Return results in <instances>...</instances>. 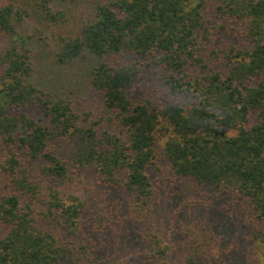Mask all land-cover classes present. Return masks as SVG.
I'll use <instances>...</instances> for the list:
<instances>
[{"label":"trees","instance_id":"1","mask_svg":"<svg viewBox=\"0 0 264 264\" xmlns=\"http://www.w3.org/2000/svg\"><path fill=\"white\" fill-rule=\"evenodd\" d=\"M60 1L0 0V33L13 37L0 52V171L9 188L0 195L7 228L0 264H86L94 242L71 238L82 232L87 203L67 186L92 174L106 189L149 199L148 169L162 157L181 180L229 195L264 219V0H106L77 30L54 32L56 64L99 59L89 83L103 95L112 125L103 129L69 94L34 81L37 52L18 25L62 23ZM221 34L238 42L217 47ZM122 54L148 62L107 63ZM210 60L216 65L207 69ZM153 64L167 71L168 98L159 107L135 96ZM162 121L171 133L159 152ZM65 140L75 146L62 158L53 145Z\"/></svg>","mask_w":264,"mask_h":264},{"label":"rangeland","instance_id":"2","mask_svg":"<svg viewBox=\"0 0 264 264\" xmlns=\"http://www.w3.org/2000/svg\"><path fill=\"white\" fill-rule=\"evenodd\" d=\"M101 1L106 0H61L58 8L64 11L62 23L26 19L18 25V31L29 37L31 47L37 52L34 81L46 89L69 94L76 110L84 118L88 116L86 121L100 122L103 129L112 127L103 109V95L89 83L91 70L99 59L85 54L74 63L58 65L52 58L53 47H56L53 33L77 30ZM209 3L211 6V1ZM211 15L212 12L209 17ZM12 39L11 35L0 33V52ZM237 42L235 37L221 34L217 35L215 46ZM107 59L110 65L148 62L132 54ZM214 62L210 60L207 69L216 65ZM221 64L219 68L226 67L225 61ZM166 74L167 71L153 64L140 80L136 99L149 96L161 106L168 98ZM179 100L186 97L182 94ZM26 111L35 115L41 113L40 108ZM251 117V122H255L257 111ZM167 126V122L162 121L156 133L159 152L171 133ZM74 146L65 140L55 142L53 149L66 158ZM2 158L0 155V162ZM30 166L32 170L35 167ZM148 173L153 192L149 199L139 201L122 191L104 188L92 174L77 175L76 181L67 186V191L83 196L87 203L82 232L71 238L77 245H87L90 239L94 242L93 246L88 245L91 258L86 264L114 261L123 264H264V219H258L250 207L240 205L229 195H219L209 187L196 185L192 180H181L163 157ZM8 189L6 175L0 171V195ZM45 224L52 226L46 221ZM100 224L107 226L101 233ZM6 232L7 228L0 225V239Z\"/></svg>","mask_w":264,"mask_h":264}]
</instances>
